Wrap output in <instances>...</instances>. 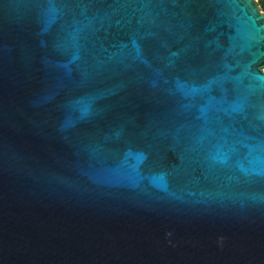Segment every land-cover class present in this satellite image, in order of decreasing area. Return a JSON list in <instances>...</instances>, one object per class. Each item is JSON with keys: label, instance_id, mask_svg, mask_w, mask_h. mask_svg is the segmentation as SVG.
<instances>
[{"label": "water", "instance_id": "1", "mask_svg": "<svg viewBox=\"0 0 264 264\" xmlns=\"http://www.w3.org/2000/svg\"><path fill=\"white\" fill-rule=\"evenodd\" d=\"M257 0H0V264H264Z\"/></svg>", "mask_w": 264, "mask_h": 264}, {"label": "trees", "instance_id": "2", "mask_svg": "<svg viewBox=\"0 0 264 264\" xmlns=\"http://www.w3.org/2000/svg\"><path fill=\"white\" fill-rule=\"evenodd\" d=\"M258 4L260 6V9L264 12V0H258Z\"/></svg>", "mask_w": 264, "mask_h": 264}, {"label": "rangeland", "instance_id": "3", "mask_svg": "<svg viewBox=\"0 0 264 264\" xmlns=\"http://www.w3.org/2000/svg\"><path fill=\"white\" fill-rule=\"evenodd\" d=\"M258 1V0H257ZM264 13V12H263ZM264 69V68H263Z\"/></svg>", "mask_w": 264, "mask_h": 264}]
</instances>
